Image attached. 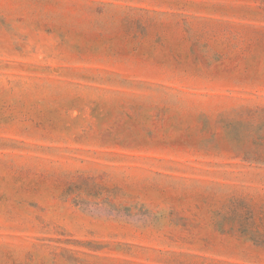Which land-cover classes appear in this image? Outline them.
I'll list each match as a JSON object with an SVG mask.
<instances>
[{
  "label": "rangeland",
  "instance_id": "1",
  "mask_svg": "<svg viewBox=\"0 0 264 264\" xmlns=\"http://www.w3.org/2000/svg\"><path fill=\"white\" fill-rule=\"evenodd\" d=\"M0 264H264V0H0Z\"/></svg>",
  "mask_w": 264,
  "mask_h": 264
}]
</instances>
